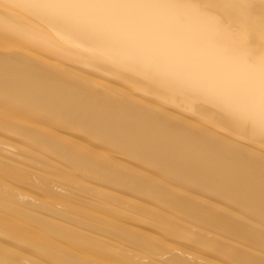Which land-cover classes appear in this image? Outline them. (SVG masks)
<instances>
[{
    "label": "bare ground",
    "instance_id": "bare-ground-1",
    "mask_svg": "<svg viewBox=\"0 0 264 264\" xmlns=\"http://www.w3.org/2000/svg\"><path fill=\"white\" fill-rule=\"evenodd\" d=\"M199 1L0 0V101L33 118H5L0 111V125L69 168L28 148L24 152L32 164L16 165L24 176L73 188L92 196L94 206L111 210L62 202L43 190L47 195L42 197L26 195L39 208L31 213L20 210L24 206L14 198L13 204L3 205L7 210H0V264H158L152 258L165 259L164 264H264V162H258L264 158V37L254 32L264 30V0ZM72 63L118 76L122 86ZM141 95L152 97L154 104ZM210 113L221 121L204 118ZM44 117L85 131L115 153L88 149L66 129L37 121ZM233 135L241 137L235 136L239 142L232 141ZM65 144L85 147L98 162ZM236 150L243 158L259 160H242ZM121 154L143 161L172 183L206 188L215 200H230L247 216L214 200H201L218 210L204 214L188 203L196 200L193 193L125 164ZM4 170L2 185V177L11 176V170ZM114 186L128 192L136 188L254 245H239L207 227L163 215L118 194ZM114 203L160 212L168 226L137 220ZM47 214L68 223L58 225Z\"/></svg>",
    "mask_w": 264,
    "mask_h": 264
},
{
    "label": "rangeland",
    "instance_id": "rangeland-1",
    "mask_svg": "<svg viewBox=\"0 0 264 264\" xmlns=\"http://www.w3.org/2000/svg\"><path fill=\"white\" fill-rule=\"evenodd\" d=\"M196 1V0H195ZM199 1V0H198ZM202 1V0H201ZM200 2V1H199ZM203 2V1H202ZM204 7V6H203ZM206 8H209V7H206ZM209 9H214V8H209ZM216 13H220L221 11L220 10H218V9H216L215 8V10H214ZM222 13V12H221ZM219 15H221V17L223 16L222 14H219ZM261 31H263L264 32V30H261ZM261 31H259V32H256V31H254L255 33V35H257V34H263V37H264V33L263 32H261ZM52 62H53V60H52ZM73 65H74V67H77V69L78 70H83L84 72L86 71V73H88L89 75L91 74V76L92 77H95V78H98V79H103V80H105V81H109L110 83H113V84H115V85H117V86H122V83H121V78L120 77H118V76H114V75H112V74H109V73H104V71H101V70H97V69H93V68H89V67H85V66H81V65H78V64H74V63H72ZM81 66V67H80ZM72 68V67H71ZM84 68V69H83ZM89 71H88V70ZM91 71V72H90ZM93 71V72H92ZM100 71V72H99ZM90 72V73H89ZM96 72H98V73H96ZM98 74L99 76L97 77L96 76V74ZM95 74V75H94ZM101 77V78H100ZM140 99L141 100H143V101H146L147 103H149V104H154L153 102H155V101H153V98L152 97H149V96H144V95H141L140 96ZM16 106V105H15ZM14 106V104L13 103H11V102H9V101H0V111L2 112L1 114L3 115H5V118L8 116V118L10 117L9 115H13V116H16V117H18L19 115H21V116H25L24 118H22V120H30V119H33V118H30L29 116H27V113L26 112H24V111H18V108H16ZM18 107V106H17ZM142 109H148V108H146V107H142ZM179 110H181L179 113H181L180 115H183L184 116V111L182 110V109H179ZM18 112H22V113H20V114H18ZM203 116H204V118H206V119H208V120H219V121H221L220 119H217L216 118V116H215V114H213V113H210V114H208V115H206V114H203ZM26 118V119H25ZM29 118V119H28ZM31 121V120H30ZM40 124L42 123V125H44V126H49V127H54V128H58V129H62V130H64V129H66L67 130V132H70L71 134H74L75 136H76V138H78L81 142H82V144H83V146H84V144L86 145V147L88 148V149H90V150H94L95 152H98V153H103V154H106V155H110L111 153H113L114 151V149H112V147L110 146V145H108V144H106V143H104V141L102 142V140H99V139H96V137H94V136H90V134H88V133H84V132H82L81 130H78V129H76V128H74V127H72V126H69L68 124H66L65 122H62V121H59L56 117H53V118H40V119H38L37 120ZM65 130V131H66ZM230 135V134H229ZM232 135V134H231ZM239 137V139L241 138L240 136H237V135H233V136H231L230 138H232V141H237V142H239L238 140L239 139H237L236 137ZM94 137V138H93ZM243 139V138H242ZM242 141V140H241ZM243 142V141H242ZM30 143H32V141L31 140H29V139H24V138H22L20 135H18L17 134V132H15V131H12L11 129H9V128H6V127H3V126H1L0 125V173H4L3 171H5L4 170V168L5 169H8V170H11V171H9L10 172V177H8V176H4V177H2L3 179H4V182L6 183V185H8V186H10V187H12V188H10V187H6V189H4V187L6 186L5 185V183H3V185L2 184H0V205H1V207H0V210H4V209H6L7 210V208H5V207H3V205L5 204V205H10V204H13L12 202H16V200H18L19 202H17V203H19V204H23V206L24 207H21V206H19L21 209L20 210H26V211H28V212H35L36 213V211H33V210H38L39 208H37L38 206L35 204V203H33V201H32V198L29 200V194L32 196V195H37V196H44V195H47L46 194V192H44L43 190H45V191H50L51 192V196L53 197L55 194H57V195H55L54 197H56L57 196V198L59 199V201H61V200H63L62 202H64V201H66V200H68V201H66V202H71L70 204H73V205H76L75 203H77L78 204V202H76V201H79V203L80 204H82V205H84L85 207L86 206H89V207H92V206H94L93 204H91L92 203V201L90 200V199H92V196H84V195H79V194H77V192L75 191V189L73 190V188H70L69 187V190L67 189V187L65 186V185H60V184H58V183H53V182H46V181H42L41 179V181L38 179V178H36V177H29V176H27V175H22L21 173V170H20V166H21V168L25 165H31L32 164V160H34V159H32L30 156L31 155H28V154H26L25 152H24V149H26V148H28V149H30V150H32L33 152H36V154H41V155H44L45 157H48L49 159H51V160H53V161H55L56 163H58V164H60L61 166H64V167H68V165H65L66 163L63 161H61V159H58L56 156H54L52 153H50V152H48V154H50L49 156H48V154H47V152L45 151V150H42V148L40 149L39 147H37V144L35 145V144H30ZM244 143V142H243ZM9 144V145H8ZM245 144H247V143H245ZM248 145H249V143H248ZM14 146V147H13ZM68 150H73V151H75L76 153H78L79 155H80V157H82V158H84V159H86V160H89V161H95V162H98V159H99V157L95 154V153H90L85 147H76V146H73V145H64ZM22 150V151H21ZM22 152H24L25 154L23 155V153ZM236 152L238 153V155L239 156H241L240 158L242 159V160H244V159H249L248 161H250V159H252V156L251 155H249V156H244V157H246V158H243V154L242 153H239L237 150H236ZM262 154H264V151H260ZM97 153V154H98ZM115 153V152H114ZM26 156V157H25ZM28 156V157H27ZM50 156H52V157H50ZM120 156V155H119ZM121 156L122 157H120V161L122 160L125 164H128V165H130V166H133V167H138V168H141L140 170L142 171V172H145V173H147V174H154V176L157 178V179H159V180H162L161 182L163 183L164 182V184H165V182H166V185H168V186H170L171 188H176V189H180L181 188V190H186V192L188 191V193L189 194H192L193 193V195H194V197H196V200L194 199V198H192V200L190 199V198H186V200H187V202L188 201H190L191 200V202H188V203H191L192 205H194V206H196V207H198V209L201 211V210H203V211H201L202 213H204V214H206L204 211H207V209H209L208 207H206V206H204L205 204L203 203V202H201V200H203V201H212V200H214V201H218V204L220 205H223L222 207L224 208V209H227L228 210V208H229V210H234V211H236V212H238L239 211V213H240V210L239 209H241V210H243L241 207H238V205L237 204H235L234 202V204L232 203V201H230V200H227V199H225V198H223V197H219L221 200L223 199V201H221L219 198H216V199H218V200H215V197L216 196H214L213 195V193L214 192H212V191H210V190H208V189H206V188H203V187H201V186H199V185H187V184H185V183H183L182 181H175V182H173L172 183V181H174V180H172V179H170V178H168V180L167 179H165V177L163 176V175H161V173L159 174V173H157V175H156V171H154V169L152 170V169H149V166H147L146 165V163H144L143 161H139L138 159H131V158H133V157H131L130 158V156H129V158H128V156H124V155H122L121 154ZM53 157H56L57 159H55L54 160V158ZM127 157V158H126ZM34 158V157H33ZM259 158V157H258ZM258 158H256V159H252L253 161H258L259 159ZM258 159V160H257ZM260 159H261V157H260ZM263 160L262 161H258V162H261V164L264 162V158H262ZM57 160V161H56ZM60 160V161H59ZM4 161V162H3ZM7 161H8V163H7ZM62 162V163H61ZM142 162V163H141ZM15 164V165H14ZM18 164H20V165H17ZM63 164V165H62ZM260 164V166H262V167H260V169H263L262 170V172H264V164H262L261 165ZM7 165V166H6ZM15 166V167H14ZM33 166V165H32ZM143 166V167H142ZM145 166V167H144ZM148 167V168H147ZM11 168V169H10ZM18 168V169H17ZM69 168V167H68ZM17 170H19V171H17ZM158 171V170H157ZM159 172V171H158ZM263 174V173H262ZM1 175V174H0ZM9 175V174H8ZM127 175H129V174H127ZM52 177H54L53 179H56V177L55 176H52ZM14 178V179H13ZM16 179V180H15ZM164 180V181H163ZM145 186L147 185L148 186V184H146L145 182H144V180L142 179V181H141ZM148 183H149V181H147ZM178 182L180 183V184H178ZM174 184H176V185H174ZM5 185V186H4ZM172 185H174V186H176V187H174V186H172ZM3 186V187H2ZM149 186H150V184H149ZM148 186V187H149ZM152 186H154V187H156L154 184L152 185ZM15 187L17 188L16 189V192H15ZM115 188L114 189H116V188H118V189H116V192L118 193V194H120V195H122V196H125V197H130V198H135V200H137V201H139V202H142V203H144V204H148V205H151L152 207H155V208H157L158 209V211H160V212H163L162 214L164 215H170L169 217H174V216H177V217H179L180 219H182V220H184V221H187L188 223H190V224H192V225H198V226H204V228H206L207 227V229H210L212 232H216V233H218L219 235H221V236H227V238H229V239H231L234 243H236V244H238L239 243V245H243L244 244V246L245 245H247V244H249L248 245V247H250V245H251V247H253V245H254V243H252V241H250L248 238V240L246 239H244V238H242L243 236H241V234H238L237 235V233L236 232H233V230H230V229H227V228H221V227H219V226H217L216 225V223H203V222H200L199 220L200 219H196V218H191V216H189V215H187V214H184L183 212H180V211H178V210H176V209H174L173 208V206H171V205H169V204H167V203H165L164 201H159V200H157V199H154V198H152V197H149L147 194H139V193H141V192H138V191H136V192H134L135 191V189L136 188H128L129 189V192H128V190H127V188H124V187H122V186H114ZM120 187H122V188H124V189H126L127 191L126 192H122V188H120ZM3 188V189H2ZM120 188V189H119ZM8 189V190H7ZM12 189H14V191L12 190ZM19 189H20V191H22L21 193H19ZM72 191H71V190ZM131 189V190H130ZM138 189V188H137ZM7 190V191H6ZM134 190V191H133ZM26 193H24V192ZM43 191V192H42ZM74 191V192H73ZM125 191V190H124ZM167 191V190H166ZM171 191V192H170ZM75 192H76V194H75ZM128 192V193H127ZM168 192L171 194H175V195H177V193H175V190H172V189H170V188H168ZM17 193H19V194H17ZM23 193V194H22ZM54 193V194H53ZM135 193V194H134ZM25 194V195H24ZM28 194V195H27ZM136 194H138V196L139 197H137L136 196ZM209 194V195H208ZM19 195V196H18ZM23 195V196H22ZM28 197H27V196ZM135 195V196H134ZM26 196V197H25ZM197 196H199L198 198H197ZM15 198V199H14ZM211 198V199H210ZM214 198V199H213ZM13 199H14V201H13ZM61 199V200H60ZM197 199H199V200H197ZM219 200H220V202H219ZM72 201H75L74 203L72 202ZM199 204H197V203ZM223 202H225L224 204H223ZM6 203H8V204H6ZM201 203V204H200ZM226 203H227V205H226ZM88 204V205H87ZM197 204V205H196ZM4 205V206H5ZM82 205H79L78 204V206H82ZM90 205H92V206H90ZM104 205V204H103ZM103 205H101V204H97V205H95L94 206V208L96 209V210H98V211H100V212H102V211H111V210H109V208H107L105 205L103 206ZM111 205H113V206H115V207H117V208H120V209H122V210H124V211H126L128 214H130V216H132V217H135L137 220L138 219H141V220H147V221H150V222H152V223H154V225H159V226H168V224H167V222L163 219L164 217L163 216H160L161 215V213L159 212V214H158V212L156 213V215H155V213H153V212H150V211H147V212H143V211H141V210H139V209H137L136 207H133V206H131V205H128V204H125V203H114V204H111ZM201 205V206H200ZM220 205V206H221ZM18 206V205H17ZM26 206V207H25ZM226 208H225V207ZM235 206V207H234ZM8 207V206H7ZM18 207V208H19ZM83 207V206H82ZM99 207V208H98ZM102 207V208H101ZM2 208V209H1ZM32 208H34V209H32ZM234 208V209H233ZM239 208V209H238ZM104 209V210H103ZM5 210V211H6ZM32 210V211H31ZM209 210H211V211H213V212H215V213H217L218 212V210L216 211H214V209L212 210V209H209ZM243 211H245V210H243ZM246 212V211H245ZM0 213H4V212H2V211H0ZM152 213V214H151ZM223 216H225L226 218H228L229 220H232L233 219V221H232V223H234V219L235 218H232V217H230V216H227V213H225V211H221L220 212ZM246 213H248V212H246ZM46 214V213H45ZM226 214V215H225ZM240 214H244V212L242 213V211H241V213ZM48 216L50 215V214H47ZM244 215H246V214H244ZM51 216V218L53 219V220H55L57 223H59L58 225H63L64 223H68V221L67 220H64V219H62V218H58V217H55V216H52V215H50ZM247 216V215H246ZM1 221H3V220H1ZM235 224L237 223L238 224V220H236L235 219ZM3 223H5V225H6V221L5 222H3ZM7 224H9V223H7ZM239 225V224H238ZM240 226H242L241 224H240ZM177 228L176 229H179V227L178 226H176ZM218 231V232H217ZM151 232L152 233H155V234H158V236H162L161 234H159L157 231H155V230H151ZM160 232V231H159ZM15 236H17V237H19L18 236V234L17 233H13ZM240 235V236H239ZM162 238V237H161ZM16 239V238H15ZM246 243V244H245ZM70 250H75L74 248H70V247H68ZM145 254V253H144ZM145 256H147L148 258H151L150 256H148L147 254H145ZM152 260L154 261V262H158V264L160 263V264H164V263H162V261H165V259H161V258H157V259H154V258H152Z\"/></svg>",
    "mask_w": 264,
    "mask_h": 264
}]
</instances>
